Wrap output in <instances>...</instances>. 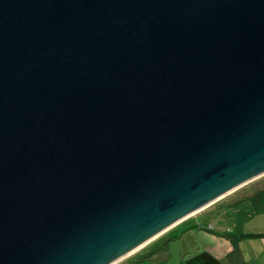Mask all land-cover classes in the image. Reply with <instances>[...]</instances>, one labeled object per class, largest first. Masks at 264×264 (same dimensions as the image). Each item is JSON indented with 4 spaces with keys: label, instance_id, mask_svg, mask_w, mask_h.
I'll return each instance as SVG.
<instances>
[{
    "label": "water",
    "instance_id": "1",
    "mask_svg": "<svg viewBox=\"0 0 264 264\" xmlns=\"http://www.w3.org/2000/svg\"><path fill=\"white\" fill-rule=\"evenodd\" d=\"M262 175L264 0H0V264H114Z\"/></svg>",
    "mask_w": 264,
    "mask_h": 264
},
{
    "label": "crops",
    "instance_id": "2",
    "mask_svg": "<svg viewBox=\"0 0 264 264\" xmlns=\"http://www.w3.org/2000/svg\"><path fill=\"white\" fill-rule=\"evenodd\" d=\"M238 189L172 225L114 264H264V222L251 223L253 210H247L251 195L237 194ZM234 194L237 196L232 197ZM229 197L227 207L224 201ZM231 207L244 208L246 218L228 222L224 216ZM255 213L264 215V211Z\"/></svg>",
    "mask_w": 264,
    "mask_h": 264
},
{
    "label": "rangeland",
    "instance_id": "3",
    "mask_svg": "<svg viewBox=\"0 0 264 264\" xmlns=\"http://www.w3.org/2000/svg\"><path fill=\"white\" fill-rule=\"evenodd\" d=\"M260 190L261 191L264 190V175L259 176L258 178L254 179L253 181H251L247 185H244V187H242L240 189V191H238L239 193H237V194H243V195L248 194V195L254 196L255 194H257L256 192H258ZM237 194H234L232 197L237 196ZM230 200L231 199L229 197L227 200L224 201L226 203L227 207H230V204H229ZM222 201H219V202H222ZM233 206H235V204H233ZM258 207H263V209H261V210L264 211V204H260ZM258 207H256V205L252 202H250V205H248V207H247V210H251V209L253 210V218L251 219V223H253V222H264V215L255 213L256 212L255 210ZM246 215H247V213H246V210L244 208L240 207L237 210L235 207H231V208L226 210L224 217L228 222H231V221L236 220L237 218L238 219H240V218L244 219V218H246Z\"/></svg>",
    "mask_w": 264,
    "mask_h": 264
},
{
    "label": "trees",
    "instance_id": "4",
    "mask_svg": "<svg viewBox=\"0 0 264 264\" xmlns=\"http://www.w3.org/2000/svg\"><path fill=\"white\" fill-rule=\"evenodd\" d=\"M257 194H255L254 196H250V201L252 203H254L256 205V207H258L260 204H264V190H260L258 192H256ZM263 207H258L255 211L256 212H262Z\"/></svg>",
    "mask_w": 264,
    "mask_h": 264
},
{
    "label": "bare ground",
    "instance_id": "5",
    "mask_svg": "<svg viewBox=\"0 0 264 264\" xmlns=\"http://www.w3.org/2000/svg\"><path fill=\"white\" fill-rule=\"evenodd\" d=\"M224 194H225V193H224ZM224 194L221 195V196H219V197H217L216 199L210 201V203L205 204V205H203V206H201V207H199V208H197V209L191 211L190 213H188V214H187L186 216H184L183 218H185V217H189V216H191L192 214H195L196 212H198V211H200V210L206 208V207L209 206L210 204L214 203L216 200H219L220 198L224 197ZM229 194H230V193H229ZM227 195H228V194H227ZM225 196H226V194H225ZM180 220H181V219H180ZM173 224H174V223H173ZM173 224H171V225H173ZM171 225H167L166 227H164V228H163L161 231H159V232H162V231L166 230V229L169 228ZM159 234H160V233H159ZM156 236H157V235H156ZM154 237H155V236H154ZM154 237H153V238H154ZM143 244H144V243H143ZM143 244H142V245H143ZM142 245L138 246L137 248L133 249L132 251H135L136 249H138V248L141 247ZM110 264H112V263H110Z\"/></svg>",
    "mask_w": 264,
    "mask_h": 264
}]
</instances>
